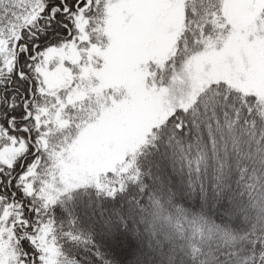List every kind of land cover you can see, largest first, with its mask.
Masks as SVG:
<instances>
[{
    "label": "snow or ice",
    "instance_id": "1",
    "mask_svg": "<svg viewBox=\"0 0 264 264\" xmlns=\"http://www.w3.org/2000/svg\"><path fill=\"white\" fill-rule=\"evenodd\" d=\"M0 264H264V0H0Z\"/></svg>",
    "mask_w": 264,
    "mask_h": 264
}]
</instances>
